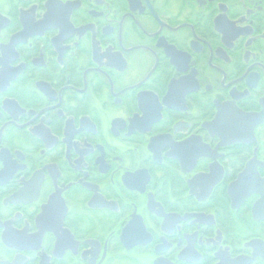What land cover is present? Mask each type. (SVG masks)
<instances>
[{"label":"flooded vegetation","instance_id":"1","mask_svg":"<svg viewBox=\"0 0 264 264\" xmlns=\"http://www.w3.org/2000/svg\"><path fill=\"white\" fill-rule=\"evenodd\" d=\"M0 264H264V0H0Z\"/></svg>","mask_w":264,"mask_h":264}]
</instances>
